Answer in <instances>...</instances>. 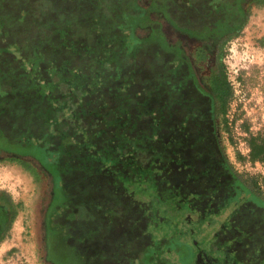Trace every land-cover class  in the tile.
I'll return each instance as SVG.
<instances>
[{"label": "rangeland", "instance_id": "1", "mask_svg": "<svg viewBox=\"0 0 264 264\" xmlns=\"http://www.w3.org/2000/svg\"><path fill=\"white\" fill-rule=\"evenodd\" d=\"M125 2L0 0V16L7 17H0V125L11 139L27 131L36 136L22 137L21 143L38 147L31 160L43 166L37 172L0 154L5 159L0 161V194L6 192L22 204L9 237L0 243V264H49L46 215L59 198L51 199L50 179L61 194L65 164L72 203L90 208L87 221L73 223V233L82 236L102 226L101 234L77 244L80 253L94 255L100 248L108 250V258L120 249L135 255L149 243L147 226L151 247L132 264H251L242 260L264 257V209L257 206H264V162L250 160L248 143L250 137L264 139V0H249L248 21L222 55L233 97L217 121L224 154L257 204H246L236 217L248 236L234 219L233 209L247 199L241 191L214 208V199L205 205L196 192L206 194L217 183L185 182L184 174L172 169L165 176L169 163L160 131L166 106L151 107V98L163 85L141 92L158 74L151 47L158 58L161 50L180 51L170 62L175 75L186 57L178 45L191 42L194 35L176 31L155 0ZM67 19L77 25L69 20V29H63ZM109 94L122 102L113 106L117 102ZM154 101L156 106L160 97ZM148 118L152 123L145 130ZM165 137L171 140L168 131ZM64 155L77 156L75 161L90 170L84 173ZM105 171L139 204L148 225ZM223 181L226 189L218 198L231 191L229 178ZM60 202L59 213L67 206L63 198ZM58 222L71 223L64 216ZM244 236L237 244L239 260L233 248ZM108 258L101 264H116Z\"/></svg>", "mask_w": 264, "mask_h": 264}, {"label": "flooded vegetation", "instance_id": "2", "mask_svg": "<svg viewBox=\"0 0 264 264\" xmlns=\"http://www.w3.org/2000/svg\"><path fill=\"white\" fill-rule=\"evenodd\" d=\"M133 1L148 4L152 0H126L125 3L131 4ZM155 3L161 11L164 9L170 22L174 23V29L176 31L181 30L182 32L194 35L189 37L192 39L191 42L186 39L188 43L183 42L178 45V48L183 51L186 57L183 58L181 69L175 75H173L170 62L178 59L177 55H179L180 51L177 50L178 52L175 51V53L174 51L164 52L161 50V58H158L156 49L151 47L154 57L158 60V64L156 65L158 67V74L153 83H147L148 86L145 85L142 87L141 91L143 92L144 89L153 91L158 83L163 85V88L154 93L151 98V107L160 109L166 106L163 112L164 124L160 131V138L162 139V143L165 144L167 163H169L165 176L167 171L169 172L172 169L184 174L185 182H199L201 184L209 182L211 185L209 184L208 186L210 187L212 183H217V185L215 184L216 187L210 188V190L206 191V194L196 192L202 199L204 198L206 200L205 205L210 199H214V208L219 203L224 202L226 197H234L235 191H241V194L247 199L242 200L236 205L237 209H235L236 207L233 209L235 210L234 219L237 221V225L242 228L240 230L244 232L245 236H248L247 231L239 224L240 221L236 217L239 215L243 206L249 203L256 204V202L249 197V194L244 193L246 185L241 181L240 177L232 174L230 171L231 164L226 158L217 138V121L223 115L220 104H223L224 96L228 93V86L230 85V78L224 69L222 55L227 44L230 43V39L235 37L248 21V10L246 7L250 2L249 0H155ZM28 14L29 8L28 11H24V17L26 18ZM157 15L162 19L160 13ZM0 17L7 18L5 16ZM69 20H65L66 26L63 29H69L68 22H66ZM74 25L77 24L74 23ZM75 32V30H72L70 34L74 35ZM262 44L263 40L260 41L261 47L263 46ZM64 51L67 52L65 49ZM136 63L132 66V69L136 71V74H133L136 77L135 84L138 82ZM8 94L9 92H6L3 98H6ZM109 96L114 97L117 102L113 106H117L122 102V98H117L114 94H109ZM155 96L160 97V101L157 102L156 106L154 104ZM107 100L110 103L108 98ZM149 120L151 122L145 128L142 125L143 129H149L152 119L148 118L147 121ZM167 131L171 134V140L169 141L165 137ZM0 134L4 135L8 142L14 145H17L22 137H36L27 131L20 134L16 139H11L1 125ZM23 145L25 147V144ZM110 155L113 157V154ZM69 156L64 155L63 157L69 158L84 173L90 170L86 165H81L79 161H75L77 156H74V159H71ZM63 157L61 164L64 161ZM94 165H98V163L93 162L92 166ZM65 166L64 168H68V170L62 174V178H59V181H61V194L56 190L58 186L56 184V186L54 185V178L52 177L50 179L51 199L56 197L57 194L59 198L56 202L57 206H54V202L50 204V209L53 211L52 214L48 215L47 212L46 215L47 260L49 264H101L102 260H107L102 258H108L105 253H108V250L99 248L94 255H86L87 252L80 253L77 249V244H86L92 236L96 237L98 234H101L102 226L98 224L97 229L90 230L87 234H82V236H76L73 233L75 230L73 223L87 221V218L90 216V208L87 203H81L79 205L72 203L73 197L70 195L65 183L66 177L69 175V164H65ZM105 172L113 176L115 181L113 186H120L123 191V197L128 198L134 205L138 206V213L141 216V220L146 219V225H148V219L143 216L144 211L139 209V204L127 195L122 185L116 181L115 175L112 172ZM103 173L98 172L100 175ZM227 178H229L228 186L231 191L221 198H218V193L226 189V182L223 179ZM180 186L183 185H178V187ZM166 189V185L164 184L162 192ZM62 198L63 204H67V206L59 213ZM257 206L264 209L262 205ZM204 208L205 206L201 209ZM63 216L71 223L64 224L58 222L59 218ZM235 231L239 233L237 230ZM145 232L149 236V243L143 246L137 254L133 252L135 254L133 255L131 251L129 252L123 249L119 251L113 250L110 254L114 257H109L108 260L116 264H132L134 261L140 260L141 255L146 254L151 247V236L147 232V226ZM245 236L241 237L233 248L234 255L239 260V245L237 244H240ZM237 238L234 237V239ZM102 253L105 254L103 257ZM261 254L264 253L262 252ZM152 260L154 259L152 258ZM242 261H249L251 264H264V257L256 258L252 255Z\"/></svg>", "mask_w": 264, "mask_h": 264}, {"label": "trees", "instance_id": "3", "mask_svg": "<svg viewBox=\"0 0 264 264\" xmlns=\"http://www.w3.org/2000/svg\"><path fill=\"white\" fill-rule=\"evenodd\" d=\"M247 10L249 8V5H247ZM248 20V18H247ZM264 48V39L263 44ZM226 79V77H225ZM230 84V85H229ZM228 86V93L224 96L223 104L221 106V109L223 110V116L226 114L228 110V105L233 97V88L231 81L229 82ZM249 147H250V160L252 162H264V139H260L258 137H250L248 140ZM15 149L14 151H12ZM19 150V151H17ZM38 152V147L34 145L33 143H29L28 145L25 144V147L23 143L18 142L17 145L11 144L8 142V140L5 138L4 135L0 134V154L1 156L4 154L6 155V158H8L11 161H17L20 162L21 165L30 167L32 170H35L38 172L37 168L40 165H37L35 161L31 160L34 156L33 154ZM3 157L0 159V161H3ZM43 167V166H40ZM39 169V168H38ZM230 171L232 174L237 175L231 165H230ZM36 172V173H37ZM252 191H254V188H252ZM244 192L248 195V190H244ZM22 204L21 203H15L12 199V197L6 193L2 192L0 194V243L3 242L6 238L9 237V234L13 228V225L19 215L20 208Z\"/></svg>", "mask_w": 264, "mask_h": 264}]
</instances>
